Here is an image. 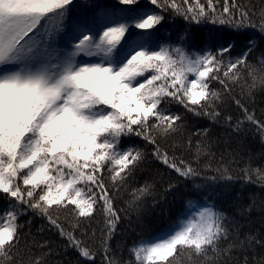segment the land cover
<instances>
[{
    "label": "snow or ice",
    "instance_id": "6c2138e0",
    "mask_svg": "<svg viewBox=\"0 0 264 264\" xmlns=\"http://www.w3.org/2000/svg\"><path fill=\"white\" fill-rule=\"evenodd\" d=\"M258 91L264 0H0V264H264Z\"/></svg>",
    "mask_w": 264,
    "mask_h": 264
},
{
    "label": "trees",
    "instance_id": "16d2710c",
    "mask_svg": "<svg viewBox=\"0 0 264 264\" xmlns=\"http://www.w3.org/2000/svg\"><path fill=\"white\" fill-rule=\"evenodd\" d=\"M254 3L257 4V7H259V3L260 0H253ZM249 107L250 108H254L255 112L257 114V116H260L262 113V110H264V92L258 91L254 97V102L252 100L248 101ZM174 108H176L177 106H173ZM234 107V106H233ZM189 119L193 122V126H198V125H205L207 126L209 124V122L206 119H197L194 117H189ZM213 134L216 137H219L221 139V141L228 139L227 135H226V130L220 126H213ZM243 139V151H248L251 150L252 152L255 153H259L262 150H264V148H262L259 139H253L251 135L242 138ZM239 141L237 140L236 137H232L231 138V144L232 147H236L237 143ZM224 149V143L221 142L219 149H216L217 151V156H219V152L221 150ZM233 167H235V165H232ZM232 187L236 188V189H240V182L237 181L235 182ZM253 192L257 193L258 195H260L261 197H264V193L259 192L258 189H255L254 187L251 189ZM247 196H248V192L245 191L244 193V197L245 200L244 202H247ZM225 198H221V197H217L216 203H217V207H222L225 210L228 211V213L231 215L233 212V209L229 206V204L225 203ZM172 222L171 219H166V218H158V219H153L150 226L147 227L145 229V231L143 232V238L144 239H149L154 237L155 235H157L159 232H161L163 229H165L170 223ZM250 226L253 229H259L261 227V222H260V216L258 213L253 212L251 217H250ZM41 227V224L39 222V220L35 221L32 224V232L37 235L38 238H40V234L38 232V229ZM134 237L136 239H140V236H136L135 234L131 233L130 230L127 231V234L125 235H121L120 233H117L116 237L112 240V246L113 248H116L117 244L120 243L122 245L123 250V259L127 260L128 259V251L127 249L131 247L132 243H133V239ZM69 255H71V253H69Z\"/></svg>",
    "mask_w": 264,
    "mask_h": 264
},
{
    "label": "rangeland",
    "instance_id": "374dc122",
    "mask_svg": "<svg viewBox=\"0 0 264 264\" xmlns=\"http://www.w3.org/2000/svg\"><path fill=\"white\" fill-rule=\"evenodd\" d=\"M159 233H161V232H159ZM159 233H158V234H159ZM158 234H157V235H158ZM155 236H156V235H155Z\"/></svg>",
    "mask_w": 264,
    "mask_h": 264
}]
</instances>
